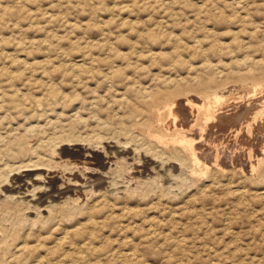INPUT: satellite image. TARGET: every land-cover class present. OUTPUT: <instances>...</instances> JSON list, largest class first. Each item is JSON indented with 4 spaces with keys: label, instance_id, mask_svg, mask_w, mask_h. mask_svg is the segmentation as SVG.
Returning <instances> with one entry per match:
<instances>
[{
    "label": "rangeland",
    "instance_id": "1",
    "mask_svg": "<svg viewBox=\"0 0 264 264\" xmlns=\"http://www.w3.org/2000/svg\"><path fill=\"white\" fill-rule=\"evenodd\" d=\"M261 86L264 0H0V264H264Z\"/></svg>",
    "mask_w": 264,
    "mask_h": 264
},
{
    "label": "bare ground",
    "instance_id": "2",
    "mask_svg": "<svg viewBox=\"0 0 264 264\" xmlns=\"http://www.w3.org/2000/svg\"><path fill=\"white\" fill-rule=\"evenodd\" d=\"M259 86V85H258ZM254 87H256V86H254ZM260 88V87H259ZM255 89H257V88H255ZM259 90V89H258ZM257 90V91H258ZM260 91H262V93L261 92H259V93H261V95L260 96H258V97H255L254 98V100L253 101H251L250 102V100H245V99H243V100H236L237 102H234L233 103V107H232V109L230 110H227L226 112H221V113H215L214 114V111H213V114H210V111L211 110H209V113H207V116H203V117H207V120H208V122H207V125H206V127H203V128H199V130H198V132L203 136V138H204V136H207V139H206V142L208 143V145H206V146H208L209 148H207V149H209L210 151H211V154H212V156H209V154H208V156L209 157H211V158H209V160L208 161H214V163H218V164H224V163H227V162H229L230 160L232 161H234L236 158L235 157H238V160L241 162V163H248V167H249V171H254V169H255V167H256V165H257V161H256V163H255V161L254 160H251L253 157H254V155L256 154H254L253 155V152L250 150V152H249V154L246 156V154H245V151L244 150H246L247 149V147H244V146H242V145H244L243 143H244V141L245 142H249L250 140H251V138L250 137H248V135H249V133L250 132H252L251 131V129L254 127V125H256V124H258L259 122V124H260V126H259V128L260 127H263L264 128V86H261V90ZM243 93V92H242ZM256 94V93H255ZM257 95V94H256ZM255 95V96H256ZM249 97V96H248ZM239 99V98H238ZM242 99V98H241ZM215 100V99H214ZM220 100V98H219V96H218V101ZM210 101V100H209ZM180 102H181V100H180ZM215 102V101H214ZM224 102V101H223ZM186 103H188V102H186ZM189 103H192L191 101L189 102ZM220 103V102H219ZM181 104V103H180ZM183 104V103H182ZM181 104V105H182ZM232 104V103H231ZM192 105V104H191ZM218 104H216V106H217ZM190 106V105H189ZM194 106H196V105H194ZM202 106V105H201ZM208 106V105H207ZM207 106H205V107H207ZM222 106V105H221ZM229 106V105H228ZM228 106H226V107H228ZM180 107V106H179ZM205 107H202L203 109L205 108ZM223 107H225V105L223 106ZM223 107H222V109H223ZM258 108L257 110H255V108ZM183 110H186V112H187V110H188V113H189V116L191 115H193V114H191V112H192V110H194V109H192V107L190 108V107H188V104H187V108H186V106L184 105L183 107ZM208 108V107H207ZM210 109H212L211 107H209ZM208 108V109H209ZM171 109V108H170ZM227 109V108H226ZM253 109L255 110L253 113L254 114H252V111H253ZM179 110H181V109H179ZM195 110H197V109H195ZM207 110V109H206ZM198 112V111H197ZM196 112V113H197ZM203 112V111H202ZM207 112V111H206ZM212 112V111H211ZM209 114V115H208ZM179 115V114H178ZM180 118V117H179ZM170 120V119H169ZM176 120V119H175ZM214 120H218L217 122H218V126H215V127H221V128H219V130H218V141H216L214 138H211V137H213L212 135H213V131L211 130V126L209 125V122L210 121H213L214 122ZM174 121V120H173ZM206 121V120H205ZM233 121H235V122H233ZM236 121H239V122H241L242 123V126H243V130H240V131H243L242 133H240L239 131H234V134L231 136V135H229V140L230 139H232V140H228L227 138H228V136H226L227 134H226V132H227V130L230 128V126H229V124L231 123V122H233V123H236ZM172 123V122H171ZM182 123V122H181ZM216 123V122H215ZM232 123V124H233ZM231 124V126L233 127V125ZM170 125V124H169ZM213 126L215 125V124H212ZM190 126V125H189ZM241 126V125H240ZM171 127V126H170ZM174 127V126H173ZM210 129V130H209ZM239 129H241V128H239ZM197 130V129H196ZM215 130V129H214ZM217 130V129H216ZM255 130V129H254ZM261 130V129H260ZM264 130V129H263ZM181 132V131H180ZM183 132H184V130H183ZM186 132V131H185ZM262 132V131H261ZM182 133V132H181ZM198 133V134H199ZM230 133V132H229ZM253 133V132H252ZM254 134H256V133H254ZM254 134H253V136H254ZM260 134H262V133H260ZM259 134V136L261 137V135ZM264 134V133H263ZM262 134V135H263ZM183 135V134H182ZM196 135V134H195ZM153 136V135H152ZM231 136V137H230ZM166 137V136H165ZM177 137V139H178V136H176ZM252 137V136H251ZM153 138V137H152ZM198 138V137H197ZM197 138H186L185 136H182V137H180L179 138V140L180 141H177L178 143H180V144H183L184 146L186 145V144H188L189 142L192 144V150H196V151H198L199 152V150L200 149H202V147H203V144H201L200 142H198L196 139ZM199 138H202V137H199ZM250 138V139H249ZM254 139H255V137H253ZM264 138V137H263ZM164 139V138H163ZM175 139V138H174ZM197 141H195V140ZM224 139V140H223ZM243 139H244V141H243ZM258 139V138H257ZM221 140V141H220ZM262 140H264V139H262L261 138V141ZM163 141V140H162ZM176 141V140H175ZM203 141V140H202ZM205 141V140H204ZM253 141V140H252ZM257 141V140H256ZM255 141V142H256ZM164 142V141H163ZM170 142V141H169ZM172 143V142H171ZM175 143V142H174ZM189 143V144H190ZM202 143H204V142H202ZM262 143V142H261ZM261 143L259 144V145H261ZM163 144V143H162ZM168 144V143H167ZM166 144V145H167ZM176 144V143H175ZM174 144V145H175ZM179 144V145H180ZM188 144V145H189ZM247 144V143H246ZM249 144V143H248ZM251 144V143H250ZM253 144V143H252ZM94 145V144H93ZM170 145V144H169ZM176 145H178V144H176ZM180 146H182V145H180ZM262 146V145H261ZM231 147L233 148V151L232 150H230L231 149ZM255 147V146H254ZM187 148V147H186ZM205 148V147H204ZM244 148V149H243ZM248 148H249V146H248ZM250 148H251V146H250ZM260 148V147H259ZM178 149H179V151H180V147H178ZM188 149V148H187ZM239 149V150H238ZM240 149H241V151H240ZM194 150V151H195ZM206 150V149H205ZM183 151V150H182ZM184 151H185V148H184ZM191 151V150H190ZM207 151V150H206ZM248 151H249V149H248ZM186 152H189V151H186ZM257 152V151H256ZM261 152H262V154H263V156H264V145L262 146V148H261ZM260 152V153H261ZM180 153H181V151H180ZM202 154H203V152H201ZM201 153H199L200 155H201ZM183 154V153H182ZM190 154V153H189ZM192 154V153H191ZM190 154V155H191ZM198 154V153H197ZM205 154V153H204ZM193 155V154H192ZM258 155V154H257ZM207 156V155H206ZM205 156V157H206ZM201 157V156H200ZM204 156H202V158H203ZM257 157V156H256ZM262 157V156H261ZM181 158V157H180ZM192 158H195V157H192ZM254 159V158H253ZM195 160V159H194ZM257 160V159H256ZM108 161V160H107ZM181 161H183L182 159H181ZM184 162H185V160H184ZM183 162V163H184ZM195 162H196V160H195ZM182 163V162H181ZM196 163H198V162H196ZM235 163V162H234ZM77 165L79 164V163H76ZM201 164V163H200ZM197 165V164H196ZM207 165V164H206ZM226 165V164H225ZM246 164H244L243 166H245ZM81 167H82V169L83 168H86L87 166L85 165V164H81L80 165ZM222 166V165H221ZM242 166V167H243ZM78 167H79V165H78ZM77 167V168H78ZM218 167V166H217ZM224 167V166H223ZM196 168H197V166H196ZM211 169V168H210ZM85 170V169H84ZM205 172H207V171H205ZM204 172V173H205ZM92 178V177H91ZM158 179V178H157ZM94 181V180H93ZM79 183V182H78ZM53 210V209H52Z\"/></svg>",
    "mask_w": 264,
    "mask_h": 264
}]
</instances>
